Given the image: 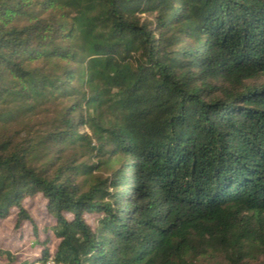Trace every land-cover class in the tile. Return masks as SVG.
<instances>
[{
	"label": "trees",
	"instance_id": "1",
	"mask_svg": "<svg viewBox=\"0 0 264 264\" xmlns=\"http://www.w3.org/2000/svg\"><path fill=\"white\" fill-rule=\"evenodd\" d=\"M35 198L7 264H264V0H0V221Z\"/></svg>",
	"mask_w": 264,
	"mask_h": 264
},
{
	"label": "rangeland",
	"instance_id": "2",
	"mask_svg": "<svg viewBox=\"0 0 264 264\" xmlns=\"http://www.w3.org/2000/svg\"><path fill=\"white\" fill-rule=\"evenodd\" d=\"M53 115V114H52ZM51 116L41 114L35 120L38 124L49 120ZM43 128V125L39 126ZM26 209L33 217L37 227L38 234L36 235L33 226L30 223H24L19 230H16L15 215L11 218L0 221V249L11 250L16 253L19 260L34 259L41 253V247L37 244L38 237L44 238L46 228H50L54 224L53 219L47 214L45 202L42 199H27L25 203ZM90 222H93L91 217H88ZM48 235L53 237V232L50 230ZM57 241L53 240L50 247L51 251L55 250ZM0 264H7L6 260L0 259Z\"/></svg>",
	"mask_w": 264,
	"mask_h": 264
},
{
	"label": "built area",
	"instance_id": "3",
	"mask_svg": "<svg viewBox=\"0 0 264 264\" xmlns=\"http://www.w3.org/2000/svg\"><path fill=\"white\" fill-rule=\"evenodd\" d=\"M35 264H65L63 262H57L54 258H50L44 262H37Z\"/></svg>",
	"mask_w": 264,
	"mask_h": 264
}]
</instances>
